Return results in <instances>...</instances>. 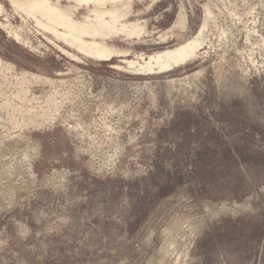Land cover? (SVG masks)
<instances>
[{"label":"rangeland","instance_id":"374dc122","mask_svg":"<svg viewBox=\"0 0 264 264\" xmlns=\"http://www.w3.org/2000/svg\"><path fill=\"white\" fill-rule=\"evenodd\" d=\"M134 6L155 37L188 13L147 52L209 7L207 55L137 74L0 26V264H264V0Z\"/></svg>","mask_w":264,"mask_h":264},{"label":"bare ground","instance_id":"6f19581e","mask_svg":"<svg viewBox=\"0 0 264 264\" xmlns=\"http://www.w3.org/2000/svg\"><path fill=\"white\" fill-rule=\"evenodd\" d=\"M10 3L14 13L21 16L24 24L15 26L0 4V15L4 16L0 20V26L14 39L30 44L29 34L34 28L35 33L42 35L47 43L61 48L70 56H85L101 62L123 58L121 62L124 65L120 68L126 71L131 69L137 74L165 73L185 66L205 57L208 52L203 49L211 44L208 27L214 17L209 7L205 8L203 25L196 33L181 42L178 40L173 45L156 47L147 52L137 51L133 45L166 44L171 38L183 35L188 25L185 8L181 7L172 27L155 37L154 30L149 29L148 21L141 16L144 10H135V0H10ZM149 5L145 7L146 11L151 8ZM119 43L131 47L125 48ZM132 55L133 58H128ZM0 62H3L2 58ZM189 79L191 78L186 76L184 79L178 78V81L182 85L191 84Z\"/></svg>","mask_w":264,"mask_h":264}]
</instances>
